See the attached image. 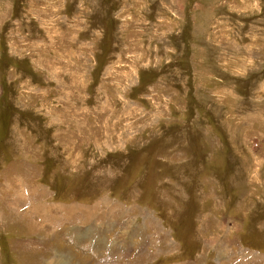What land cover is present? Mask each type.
<instances>
[{"label": "rangeland", "instance_id": "1", "mask_svg": "<svg viewBox=\"0 0 264 264\" xmlns=\"http://www.w3.org/2000/svg\"><path fill=\"white\" fill-rule=\"evenodd\" d=\"M54 262L264 264V0H0V264Z\"/></svg>", "mask_w": 264, "mask_h": 264}, {"label": "crops", "instance_id": "2", "mask_svg": "<svg viewBox=\"0 0 264 264\" xmlns=\"http://www.w3.org/2000/svg\"><path fill=\"white\" fill-rule=\"evenodd\" d=\"M60 260H61V259H59V260H56V261H60ZM60 262H61V261H60ZM60 262H57V263H56V262H54L53 264H58V263H59V264H61Z\"/></svg>", "mask_w": 264, "mask_h": 264}]
</instances>
